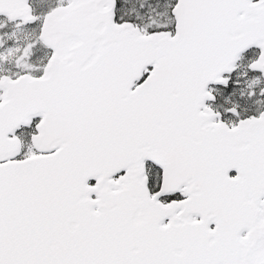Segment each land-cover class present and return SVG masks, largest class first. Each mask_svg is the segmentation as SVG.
Wrapping results in <instances>:
<instances>
[{"label":"snow or ice","instance_id":"1","mask_svg":"<svg viewBox=\"0 0 264 264\" xmlns=\"http://www.w3.org/2000/svg\"><path fill=\"white\" fill-rule=\"evenodd\" d=\"M0 264H264V0H0Z\"/></svg>","mask_w":264,"mask_h":264}]
</instances>
